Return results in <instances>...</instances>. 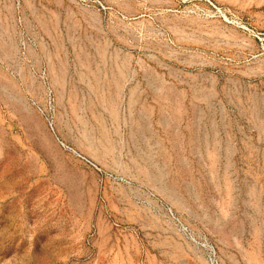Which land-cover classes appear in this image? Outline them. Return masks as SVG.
Segmentation results:
<instances>
[{"label": "rangeland", "instance_id": "rangeland-1", "mask_svg": "<svg viewBox=\"0 0 264 264\" xmlns=\"http://www.w3.org/2000/svg\"><path fill=\"white\" fill-rule=\"evenodd\" d=\"M0 264H264V0H0Z\"/></svg>", "mask_w": 264, "mask_h": 264}]
</instances>
